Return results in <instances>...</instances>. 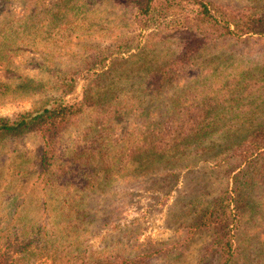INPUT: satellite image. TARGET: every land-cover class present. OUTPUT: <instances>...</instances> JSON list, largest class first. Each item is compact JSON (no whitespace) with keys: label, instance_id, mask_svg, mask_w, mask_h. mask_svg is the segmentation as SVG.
I'll return each mask as SVG.
<instances>
[{"label":"rangeland","instance_id":"1","mask_svg":"<svg viewBox=\"0 0 264 264\" xmlns=\"http://www.w3.org/2000/svg\"><path fill=\"white\" fill-rule=\"evenodd\" d=\"M213 1L233 10L264 13V0ZM2 21L26 25L23 28L32 33L18 39L13 60L0 64V118L13 120L58 98L52 90L56 76L72 73L78 66L88 67L71 74L75 88L65 100L81 99L91 84H100L107 92L104 95H111L115 119L107 125V117L96 120L88 109L61 137V153L87 146L93 131L97 133L96 125L106 137L103 142L122 147L126 136L144 135L146 122L180 113L184 105L198 104L213 116L233 119L219 128L227 137L210 138L203 145L206 149L198 146L177 161L144 160L128 168L117 163L108 170L105 162L99 170L100 185L85 193L88 220L97 216L96 224L87 226L83 234L93 248L130 258L152 254L143 264H217L207 256L213 236L199 226L200 210L232 186L230 173L237 164L227 150L247 132L263 126L264 40L252 37L208 44L194 37L183 50L172 39L152 46L155 54L146 52L145 61L158 64L159 69L147 81L154 88L149 92L139 79L143 75L137 66L142 61L119 65L122 62L115 60L136 53L146 34L159 32L163 23L155 22L140 33L118 0H0ZM102 51L105 65L94 61ZM107 70H116L124 78L109 86L108 77L97 79ZM25 81H30L27 88ZM107 86L112 88L107 91ZM247 118L253 121H244ZM41 150L42 141L34 133L0 143V230L15 210L27 221L46 218L49 206L44 208L38 201L51 203L56 194L46 192L33 171L31 163ZM247 195V206L239 210L235 244L241 250L235 264H256L254 250L264 246V185L254 186ZM4 243L0 240V264H12L19 256L17 240ZM36 262L48 264L45 259Z\"/></svg>","mask_w":264,"mask_h":264},{"label":"trees","instance_id":"2","mask_svg":"<svg viewBox=\"0 0 264 264\" xmlns=\"http://www.w3.org/2000/svg\"><path fill=\"white\" fill-rule=\"evenodd\" d=\"M118 1L130 12L131 24L140 33L146 32L155 22L163 23L159 32L146 34V43L143 46L137 45L136 53L115 60L122 62L119 65L142 61L143 64L137 66L142 69L143 75L139 79L142 87H146L149 92L154 88L147 85V81L152 79L159 65L147 63L146 52L155 54L153 47L163 46L170 39L181 50L194 37H200L208 44L252 37L264 40V13L233 10L213 0ZM168 17L172 19L167 21ZM3 22L0 23V64L13 60L18 39L30 37L32 33L23 28L26 25L11 26ZM105 54L102 51L94 61L105 65ZM88 63L91 65V62ZM86 67L88 66H78L72 73H82ZM72 73L68 70L56 76L52 90L57 92L58 98H52L40 109L18 115L13 120L0 118V143L7 138H22L27 133H34L40 138L42 150L31 165L37 179L46 187L45 191L56 194L51 203L43 202V199L38 201L44 208L49 206V212L44 211L45 219L34 218L35 220L27 221L25 216L15 210L8 225L0 230V240H4L5 245L17 240L19 256L12 264H36L41 259H45L48 264H143L152 254L144 253L130 258L109 249L93 248L88 244L87 238H84L87 226L96 224L97 221V216L88 220L90 215L87 214L85 193L100 185L98 176L101 164L106 162L108 170L117 163L128 168L129 165L144 160L177 161L189 156L198 146L202 145L206 149L203 145L210 143V138L218 140L227 137L219 128L233 119L213 116L207 113V108L198 104L193 107L184 105L180 113L162 116L154 120V123L146 122L143 125L144 135L126 136L122 147L111 148L108 143L103 142L106 137L101 133L100 125H96L97 133L93 131L87 146H74L61 153V137L86 116L88 109L95 114L96 120L107 117V125L109 120L115 119L113 114H116L108 100L111 95H104L107 92H102L104 88L100 84L87 86L81 99L77 97L65 100V96L75 88ZM105 76L111 81L109 86L114 85L115 80L124 78L116 70H107L102 71L97 79ZM29 84L30 81H25L23 86L27 88ZM109 86L106 87L107 91L112 88ZM2 88L3 86L0 87ZM96 97L101 100H96ZM177 107L178 103L174 104V108ZM244 121L251 123L253 119L247 118ZM262 124V127L247 132L227 150L237 164L230 173L229 182L232 186L227 187L214 200L206 202L200 210L199 226L213 236L206 249L207 256L215 258L217 264H235L238 259L241 249L236 246L235 238L240 223L239 210L248 204L245 202L247 193L254 186L264 185V123ZM225 157L223 161H226ZM254 251L258 257L256 264H264V246H259Z\"/></svg>","mask_w":264,"mask_h":264}]
</instances>
